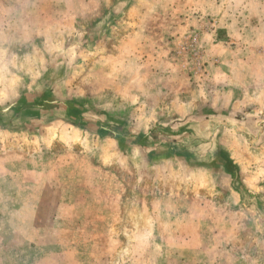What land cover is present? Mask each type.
Instances as JSON below:
<instances>
[{
	"label": "rangeland",
	"instance_id": "obj_1",
	"mask_svg": "<svg viewBox=\"0 0 264 264\" xmlns=\"http://www.w3.org/2000/svg\"><path fill=\"white\" fill-rule=\"evenodd\" d=\"M0 264H264V0H0Z\"/></svg>",
	"mask_w": 264,
	"mask_h": 264
}]
</instances>
